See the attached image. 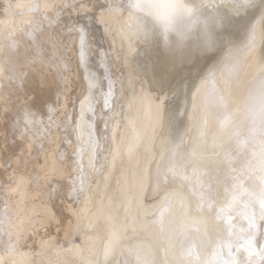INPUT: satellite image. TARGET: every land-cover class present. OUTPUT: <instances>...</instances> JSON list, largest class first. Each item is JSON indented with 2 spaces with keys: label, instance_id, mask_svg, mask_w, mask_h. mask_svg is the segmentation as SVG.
Listing matches in <instances>:
<instances>
[{
  "label": "snow or ice",
  "instance_id": "snow-or-ice-1",
  "mask_svg": "<svg viewBox=\"0 0 264 264\" xmlns=\"http://www.w3.org/2000/svg\"><path fill=\"white\" fill-rule=\"evenodd\" d=\"M14 9L28 19L8 30ZM0 12V264H264V0H2ZM117 36L116 59L135 65L119 79Z\"/></svg>",
  "mask_w": 264,
  "mask_h": 264
},
{
  "label": "bare ground",
  "instance_id": "bare-ground-1",
  "mask_svg": "<svg viewBox=\"0 0 264 264\" xmlns=\"http://www.w3.org/2000/svg\"><path fill=\"white\" fill-rule=\"evenodd\" d=\"M0 2H2V0H0ZM10 2L13 4L22 3V4L26 5L28 3H31L32 0H10ZM23 11H24L23 9H14L11 13H9L8 19L11 21V23L7 26L8 30H11L13 25H15V27L18 29L21 25V22L28 19L27 15H21L20 14ZM3 19H5V17H4V14L1 12L0 13V20H3ZM109 24H112V25H115L116 27H119V24H117V22H115V21H109ZM4 29H5V26L3 24H0V31H4ZM111 40H112V37L109 36L108 42L104 45L105 48L109 47V45L111 44ZM120 51H121V44H120L119 37L117 36V41H116V44H115V46L113 48V52H112V59H113L114 65H116V64L120 65V69H116L115 67L113 68V70L116 72L118 79L121 77V71H123L124 73H127L131 68L135 67V65L132 63L133 56L128 57L129 63L127 66H125L122 58L119 60L116 59V53H118ZM124 53L125 54L127 53V42H125V44H124ZM69 54H71V53H69ZM73 67H74V63H73ZM54 72H55L54 68L51 70L48 68L44 69L45 77H46L49 84H51V82H52ZM72 79H75V77L73 76ZM5 83H7V82H5ZM124 87H125V90L127 92L131 93L132 90L128 87L126 77L124 79ZM116 88L119 91V88H120L119 82L117 83ZM32 89L35 90L36 95L38 97H42L44 99H50L52 102L55 101L54 89L49 90V88H47V87H42L40 84L39 78H34V83L32 84ZM137 91H139L138 88H137ZM241 91H243V90H241ZM232 96H233V99L235 100L236 105H238L239 104V93L236 91H233ZM129 99H131V96H129ZM169 103L176 108H182L183 107L182 97L172 98L169 101ZM129 115L136 119V127H137L138 131L144 132L148 129V124H149L148 116H147L145 111L140 110V106L138 104H133L132 109L129 111ZM194 123H195V120L189 121V120L185 119V126L186 127L191 128L192 124H194ZM3 127H4L3 120L0 119V129H3ZM214 130H215L214 123L210 119L209 131L211 133ZM128 135L129 136L132 135L131 127L128 128ZM191 135L193 137L195 136V129L194 128L192 129ZM208 138L211 139V136H209ZM0 139H2V136H0ZM17 143L19 144L20 141L18 140ZM157 145H158V142H157ZM0 147H2V145H0ZM17 151H18V149H17ZM140 153H141V157H142L143 156V148L142 147L140 149ZM69 218H70L69 214L65 213V219L63 221L62 228H67ZM51 232L54 236H58L61 241H64V231H60L59 233H57L55 227L53 226L51 228ZM40 235L43 236L44 232L41 231ZM64 242L67 243V241H64ZM33 246L38 248V243H37V245H33ZM67 258L69 260H73V258L71 256H68ZM53 259H55L54 256H53ZM74 264H78V262L74 261Z\"/></svg>",
  "mask_w": 264,
  "mask_h": 264
},
{
  "label": "clouds",
  "instance_id": "clouds-1",
  "mask_svg": "<svg viewBox=\"0 0 264 264\" xmlns=\"http://www.w3.org/2000/svg\"><path fill=\"white\" fill-rule=\"evenodd\" d=\"M160 10L161 11H165L166 9H164L163 7H161ZM156 30H157V33H158L157 38L160 40L161 45H163V34H162L163 30H162V28L159 27V25H157V29ZM169 38L170 39H174V36H173L172 33H169Z\"/></svg>",
  "mask_w": 264,
  "mask_h": 264
},
{
  "label": "rangeland",
  "instance_id": "rangeland-1",
  "mask_svg": "<svg viewBox=\"0 0 264 264\" xmlns=\"http://www.w3.org/2000/svg\"><path fill=\"white\" fill-rule=\"evenodd\" d=\"M1 13V12H0Z\"/></svg>",
  "mask_w": 264,
  "mask_h": 264
}]
</instances>
